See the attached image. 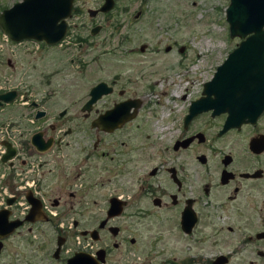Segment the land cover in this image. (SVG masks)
I'll use <instances>...</instances> for the list:
<instances>
[{
    "label": "flooded vegetation",
    "instance_id": "flooded-vegetation-1",
    "mask_svg": "<svg viewBox=\"0 0 264 264\" xmlns=\"http://www.w3.org/2000/svg\"><path fill=\"white\" fill-rule=\"evenodd\" d=\"M103 2L83 11L72 0L69 15L63 18L65 29L61 39L52 45L38 43L64 48L67 39L87 42L83 36L70 33L77 26L74 20L81 19L84 13L89 18L108 14L115 0H111L106 11L99 10ZM101 28V24L91 22L87 37H94ZM0 35L10 45L36 42L13 41L1 32ZM73 57L68 58L69 63L74 62ZM98 60L94 55L95 66ZM5 64L13 68L7 59ZM4 81H0L6 85L0 86V94L14 91L17 98L18 88L11 85L12 77ZM99 82L110 91L89 104L88 92L84 101L73 102V129H59L64 122L60 119L67 115L66 108L48 122L41 104L49 96L44 95L17 102L24 105V114L0 119V127L7 128L0 130V264H69L71 259V264H211L219 255L225 257L221 264H256L252 258L232 260L228 253L205 256L202 248L194 252L190 245L178 257L174 244L160 240L161 234L167 233V227L161 226L167 219L174 221V229L191 236L201 218L214 217L206 207L235 203L238 206L234 208L239 209L241 201L264 203V107L254 122H240L221 131L226 112L210 106V102H202L190 112L192 102H181L180 109L171 115L168 129L161 131L162 138L149 139L146 133L140 134L138 123L135 129L128 128L130 123L140 120V99L126 111L133 115L116 127L105 130L92 125L115 105L137 99L121 97L99 102L113 92L123 95L113 79L98 80L92 86ZM14 100L1 101L0 109L11 110ZM165 135L168 139L163 142ZM120 175H131V182L115 186ZM74 186L77 188L73 189ZM112 199L118 203L116 215H108ZM143 202H148V206ZM198 205L203 209L199 210ZM151 207L156 210L154 218L161 220L156 221L158 237L140 242L141 237L130 235L126 227L116 224L120 217L146 218L152 214ZM187 209H191L187 212L193 222L185 232L181 218ZM263 231L262 223L247 241L264 244L263 238L255 236ZM256 255L264 256L257 250Z\"/></svg>",
    "mask_w": 264,
    "mask_h": 264
},
{
    "label": "rangeland",
    "instance_id": "rangeland-1",
    "mask_svg": "<svg viewBox=\"0 0 264 264\" xmlns=\"http://www.w3.org/2000/svg\"><path fill=\"white\" fill-rule=\"evenodd\" d=\"M17 1L0 0V10ZM100 2L75 0L83 11ZM227 3L228 0H115L114 8L106 15L89 18L84 13L81 19L74 20L77 26L71 28L70 33L83 36L87 42L67 39L64 48L44 47L38 42L10 45L0 35V81L12 77L11 85L17 86L19 94L11 110L9 107L0 109V119L10 114H24V105L17 102L44 95L49 96L41 104L48 114V122L66 108L67 115L60 119L64 122L59 129L66 126L73 129L76 122L70 120L76 107L73 102L84 101L88 89L98 80L113 79L123 95L113 92L99 102L121 97L140 99L143 101L140 120L130 123L128 128L135 129L138 123L140 134L146 133L149 139L162 138L161 131L168 129L171 115L180 109L181 102L198 98L202 83L210 79L215 67L237 43L236 38L228 37L224 19ZM91 22L101 24L102 28L94 37H87ZM71 55L74 62L69 63ZM94 55L99 59L97 66L92 61ZM6 59L13 65L12 69L6 66ZM49 73L51 78L47 83ZM0 86L6 87L1 83ZM4 129L7 128L0 127ZM167 139L165 135L162 141ZM131 177L120 175L114 185H127ZM238 204L239 209L234 208L235 203L206 207L214 217L201 218L191 236L174 229V221L167 219L161 224L167 227V233L161 234L160 242L174 244L178 257L185 254L186 245H190L194 252L202 248L205 256L228 253L232 260L252 258L256 259V264H264V256L256 255V250L264 254V244L247 241V237L253 238L254 232L264 224V203L241 201ZM142 205L148 206V202ZM197 208L203 209L201 205ZM155 211L151 207L152 214L143 219L120 217L116 224L126 227L130 235L141 237L138 241L146 242L152 236L158 237L156 221L161 220L154 218Z\"/></svg>",
    "mask_w": 264,
    "mask_h": 264
},
{
    "label": "water",
    "instance_id": "water-1",
    "mask_svg": "<svg viewBox=\"0 0 264 264\" xmlns=\"http://www.w3.org/2000/svg\"><path fill=\"white\" fill-rule=\"evenodd\" d=\"M72 0H19L8 8L0 10V32L13 41L30 39L45 44L57 43L64 34V17L69 15ZM111 0H104L99 8L106 11ZM224 19L228 26V37L238 38L236 46L217 65L209 80L202 84L198 98L191 100L190 112L202 102L226 112L221 131L240 122H254L264 107V0H228L224 9ZM110 91L104 83H97L88 91L87 103L94 102ZM14 91L0 94V102L15 99ZM138 99L125 100L106 111L92 122L105 130H110L131 117L126 113L135 107ZM124 110L125 112H121ZM38 115L42 112H37ZM38 135H34L35 138ZM35 144V142H34ZM37 145V144H35ZM112 199L109 214L119 213L118 203ZM187 211L182 214L181 223L185 232L192 225L193 217ZM189 220V221H188ZM256 238L264 239V231ZM223 255L214 263L221 264ZM73 259L69 261V264Z\"/></svg>",
    "mask_w": 264,
    "mask_h": 264
},
{
    "label": "bare ground",
    "instance_id": "bare-ground-1",
    "mask_svg": "<svg viewBox=\"0 0 264 264\" xmlns=\"http://www.w3.org/2000/svg\"><path fill=\"white\" fill-rule=\"evenodd\" d=\"M187 87V86H186Z\"/></svg>",
    "mask_w": 264,
    "mask_h": 264
}]
</instances>
